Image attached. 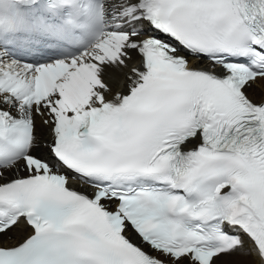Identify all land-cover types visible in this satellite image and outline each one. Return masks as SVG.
<instances>
[{
  "label": "snow or ice",
  "instance_id": "obj_1",
  "mask_svg": "<svg viewBox=\"0 0 264 264\" xmlns=\"http://www.w3.org/2000/svg\"><path fill=\"white\" fill-rule=\"evenodd\" d=\"M83 11L0 39V264H264V0Z\"/></svg>",
  "mask_w": 264,
  "mask_h": 264
},
{
  "label": "bare ground",
  "instance_id": "obj_2",
  "mask_svg": "<svg viewBox=\"0 0 264 264\" xmlns=\"http://www.w3.org/2000/svg\"><path fill=\"white\" fill-rule=\"evenodd\" d=\"M133 60L137 64L139 63V57L133 55ZM131 66V65H130ZM248 95L251 99L255 102H258L260 99L264 98V81H258L255 85H253L250 89H248ZM43 118L40 116H36L34 114V121H35V133L37 136V140L39 143L40 154L46 155L47 149L45 147V142L49 140V126H46L42 123ZM24 173H21L23 175ZM30 233V229L26 227L15 228L11 232L8 233L7 236H4L3 242L7 243L8 245H15L19 243L25 236ZM250 260H255L254 257H249ZM258 264V262H256Z\"/></svg>",
  "mask_w": 264,
  "mask_h": 264
}]
</instances>
